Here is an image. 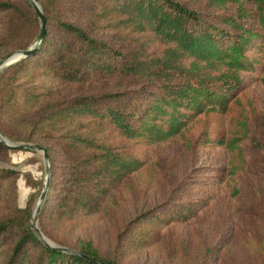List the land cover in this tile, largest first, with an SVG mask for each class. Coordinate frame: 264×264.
<instances>
[{
    "label": "trees",
    "instance_id": "trees-1",
    "mask_svg": "<svg viewBox=\"0 0 264 264\" xmlns=\"http://www.w3.org/2000/svg\"><path fill=\"white\" fill-rule=\"evenodd\" d=\"M38 1L47 17V37L35 53L0 73V131L13 141L39 142L52 157L51 189L39 215L43 233L108 264H123L125 242L135 233L132 225L146 216L154 218L157 210L162 219L178 218L185 202L172 200L140 212L128 221L112 249H102L90 239L78 237L72 242L57 234L63 218L97 212L113 189L143 166L142 155L106 142L92 133L94 127L109 128L128 141L144 139L153 144L182 134L200 114L228 111L250 81L264 72V0H208L205 9L182 0H103L98 19L107 17L111 24L146 36L134 49L115 47L81 21L62 16L75 10L69 7L71 0ZM0 12L6 13L0 35L2 58L32 43L40 19L28 0H0ZM52 16L64 36L49 31ZM150 40L162 43V51L144 48ZM44 75L66 83L115 77L144 83L138 88L66 93L49 88ZM218 142L231 146L235 139ZM59 146L69 159L58 164ZM1 150L11 148L0 142ZM6 174L12 180L8 212L0 217L1 246L7 240L0 264H102L46 244L31 227L36 195L31 193L27 204L20 206L18 172L0 166V176ZM24 176L36 186L29 172ZM137 240L135 234L133 241Z\"/></svg>",
    "mask_w": 264,
    "mask_h": 264
},
{
    "label": "rangeland",
    "instance_id": "rangeland-1",
    "mask_svg": "<svg viewBox=\"0 0 264 264\" xmlns=\"http://www.w3.org/2000/svg\"><path fill=\"white\" fill-rule=\"evenodd\" d=\"M182 1L203 9L208 3V0ZM70 4L75 10L62 16L81 21L92 34L104 36L115 47L134 49V45L146 39L130 27L111 24L107 17L98 19L97 13L105 5L103 0H71ZM5 19L6 13L0 12V35ZM49 31L64 36L53 16ZM144 48L159 53L163 45L150 40ZM44 81L52 90L66 93L92 88H138L144 83L138 78L122 77L66 83L47 75ZM250 82L228 111L200 114L182 134L159 143L151 144L144 139L128 141L109 128L94 127L92 133L106 142L142 155L143 166L113 189L100 210L63 218L56 233L72 242L80 237L92 240L102 249H112L130 219L156 209L163 202L180 200L185 202V210H179L178 218L162 219L157 210L154 218L146 216L132 225L135 233L125 242L121 253L123 264H264V72ZM219 138H234L235 143L229 146L227 142H218ZM58 149L55 162L64 163L69 159L67 153L61 146ZM50 162L48 191L53 176L51 155ZM0 166L17 170L16 195L20 206L27 204L31 193L36 195L34 212L46 179L43 152L1 150ZM26 172L37 181L36 186L27 183ZM11 180L7 174L0 176V217L8 212ZM135 234L139 235V241H133ZM6 245L7 240L0 244V251Z\"/></svg>",
    "mask_w": 264,
    "mask_h": 264
},
{
    "label": "water",
    "instance_id": "water-1",
    "mask_svg": "<svg viewBox=\"0 0 264 264\" xmlns=\"http://www.w3.org/2000/svg\"><path fill=\"white\" fill-rule=\"evenodd\" d=\"M30 2L34 6V8H35V10L38 13V16L40 18L41 26H40L39 34H38L35 42L32 45H30L26 48L15 49L12 52H10V53L6 54L5 56H3L2 58H0V71L4 67L9 66L10 64H12L14 62L35 53L37 51V49L43 44V42L46 39V36H47V17H46V14H45L44 10L42 9L41 4L38 2V0H30ZM0 142L3 144H6L10 148L32 150V151H42L43 152V157H44L45 164H46V179H45L44 187H43L42 192L40 194V197L38 199L37 205H36L34 212L32 213V216H31V227L36 231L38 236L41 239H43V241L46 244L51 245V246H53L59 250L69 251V252H77V253H80L84 256H87L91 259H95V260L101 262L102 264H108L107 262H105L99 258L87 255V254H85L82 251H79L77 249L54 243L49 238H47V236L41 230V228L38 224V218H39L41 209H42L43 204H44L46 197H47V192H48V189L50 186V173H51L50 154H49L47 148L39 142L13 141V140L5 137L1 131H0Z\"/></svg>",
    "mask_w": 264,
    "mask_h": 264
}]
</instances>
